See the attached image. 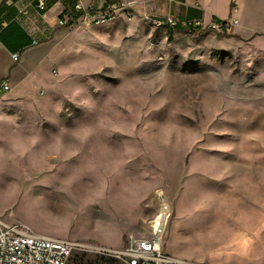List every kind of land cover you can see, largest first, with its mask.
Returning a JSON list of instances; mask_svg holds the SVG:
<instances>
[{"label":"rangeland","instance_id":"obj_1","mask_svg":"<svg viewBox=\"0 0 264 264\" xmlns=\"http://www.w3.org/2000/svg\"><path fill=\"white\" fill-rule=\"evenodd\" d=\"M125 1L132 20L60 26L42 85L0 97V219L121 264L103 250L165 199L166 255L264 264V0H186L206 16L175 30L152 20L177 0Z\"/></svg>","mask_w":264,"mask_h":264},{"label":"built area","instance_id":"obj_2","mask_svg":"<svg viewBox=\"0 0 264 264\" xmlns=\"http://www.w3.org/2000/svg\"><path fill=\"white\" fill-rule=\"evenodd\" d=\"M6 0H0V4ZM105 7H97L93 3L88 5L77 2L72 11H64L58 15V24L61 27L75 25L101 26L114 21L121 11L128 20L133 19L129 9H134L132 2L116 0L110 4L107 0ZM39 8L46 7V0H39ZM203 20V19H202ZM202 20L181 21L173 16L163 21L153 19L156 26H166L175 30L179 26L193 25L201 28ZM220 24L213 20L211 28L220 30L225 27V21ZM197 24V25H196ZM20 55L14 54L15 61ZM4 92L10 90L7 82L2 84ZM170 216L168 202L163 199L159 214L152 223V232L148 237L130 235L127 243L121 249L103 250V254L117 260L121 264H205L177 260L166 255L162 250L163 234L166 222ZM76 249V244L68 240L54 239L34 233L30 228L20 224H9L0 219V264H68Z\"/></svg>","mask_w":264,"mask_h":264},{"label":"crops","instance_id":"obj_3","mask_svg":"<svg viewBox=\"0 0 264 264\" xmlns=\"http://www.w3.org/2000/svg\"><path fill=\"white\" fill-rule=\"evenodd\" d=\"M79 1L105 7L106 0H46L45 8L38 7L39 0H6L0 4V97L9 94L18 97L42 85L41 75L50 58L47 43L43 41L62 30L58 15L72 11ZM107 1L110 4L116 2ZM177 1L182 5L181 19L187 16L204 19L206 16L204 9L186 0ZM49 2L52 3L50 7ZM137 9L141 8L137 6ZM17 53L20 57L15 61L13 55ZM4 82L10 85L7 92L2 89Z\"/></svg>","mask_w":264,"mask_h":264},{"label":"trees","instance_id":"obj_4","mask_svg":"<svg viewBox=\"0 0 264 264\" xmlns=\"http://www.w3.org/2000/svg\"><path fill=\"white\" fill-rule=\"evenodd\" d=\"M48 5H49V7L50 6H52V3H48ZM231 9L233 8V4H231V7H230ZM195 19H198V20H202V18H196V17H190V16H187L186 17V19H181V21H192V20H195ZM214 21H216V22H218V23H220V24H223L224 22L222 21V20H220V19H218V18H214ZM103 257H105V258H108L107 256H103ZM112 259V258H111Z\"/></svg>","mask_w":264,"mask_h":264}]
</instances>
